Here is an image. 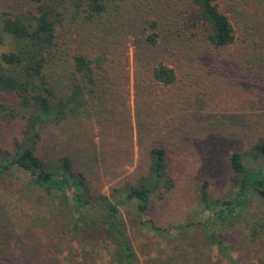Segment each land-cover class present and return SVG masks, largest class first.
<instances>
[{
    "label": "rangeland",
    "instance_id": "rangeland-1",
    "mask_svg": "<svg viewBox=\"0 0 264 264\" xmlns=\"http://www.w3.org/2000/svg\"><path fill=\"white\" fill-rule=\"evenodd\" d=\"M138 1L120 0L112 13L117 24L108 30L92 26L83 13L59 27L66 62L86 54L102 85L89 89L79 113L42 127L37 151L47 160L68 154L94 194L111 196L146 174L151 146L162 145L176 186L163 198L152 195L146 222L132 208L120 211L133 264H229L210 237L213 230L238 264H264V198L250 200L230 221L212 219L201 201L206 180L211 197L234 198L231 155L238 151L248 162L247 152L264 138V0H218L236 32L223 48L209 41L202 23L195 29L184 23L192 0H155L148 12L135 7ZM36 9L33 0H0V10L13 14ZM153 19L160 22L155 29ZM150 32L158 34L157 44L146 40ZM160 62L175 69V83L152 77ZM49 72L59 92L70 89L62 67L51 64ZM0 102L17 107L19 97L0 93ZM27 123L23 115L0 120V151L16 150ZM56 201L13 166L0 181V264H120L103 229L79 232L77 214Z\"/></svg>",
    "mask_w": 264,
    "mask_h": 264
},
{
    "label": "trees",
    "instance_id": "trees-1",
    "mask_svg": "<svg viewBox=\"0 0 264 264\" xmlns=\"http://www.w3.org/2000/svg\"><path fill=\"white\" fill-rule=\"evenodd\" d=\"M36 11L13 14L0 10V45L8 43V51L0 50V93L16 94L17 107L0 102V120L27 116L28 123L22 139L15 142L13 152L0 151V181L17 166L28 173L33 185L44 190L62 207H70L77 214V229L88 232L103 229L106 237L115 244L114 252L120 264H133L134 253L127 237V221L120 213L121 207L134 209L141 222L148 213L152 195L159 198L176 186L169 169L167 149L159 144L149 150L148 172L134 183L127 182L114 188L109 195L94 194L86 172L74 166L66 154L58 159L47 160L37 151L42 127L61 123L70 115L79 113L88 106L87 93L91 87H99V73L94 60L84 53H75L69 63L59 49L57 38L59 27L66 19L73 20L80 14L96 26L105 30L109 23L117 24L116 12L120 0H33ZM124 1V0H122ZM157 3V2H156ZM155 0H139L135 7L145 12L154 10ZM193 13L187 15V23L195 29L202 23L207 38L217 48L234 43L235 28L229 16L220 9L218 0H192ZM158 6V4H157ZM114 8V9H113ZM159 21L151 20L150 27L157 28ZM108 30V29H106ZM146 40L158 43V34L150 32ZM51 64L60 66L70 78L68 91L59 92L58 79L49 72ZM152 77L171 85L177 80L174 68L164 62L153 66ZM249 161L236 151L231 155L235 170L233 177L237 195L229 200L210 196L209 181L201 188L203 209L212 219L234 220L249 207L253 198H264V138L259 139L247 152ZM150 221V220H147ZM151 222V221H150ZM208 226V225H206ZM263 226V225H262ZM159 230V227L149 226ZM257 233V228L254 227ZM229 264H238L229 252V246L213 230L210 235Z\"/></svg>",
    "mask_w": 264,
    "mask_h": 264
}]
</instances>
